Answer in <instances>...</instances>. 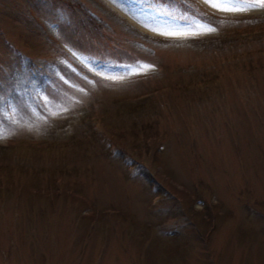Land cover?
Returning a JSON list of instances; mask_svg holds the SVG:
<instances>
[{
	"label": "rangeland",
	"instance_id": "374dc122",
	"mask_svg": "<svg viewBox=\"0 0 264 264\" xmlns=\"http://www.w3.org/2000/svg\"><path fill=\"white\" fill-rule=\"evenodd\" d=\"M189 1L0 0V264H264V0Z\"/></svg>",
	"mask_w": 264,
	"mask_h": 264
},
{
	"label": "trees",
	"instance_id": "16d2710c",
	"mask_svg": "<svg viewBox=\"0 0 264 264\" xmlns=\"http://www.w3.org/2000/svg\"><path fill=\"white\" fill-rule=\"evenodd\" d=\"M167 2L171 3V4L174 3L175 6L180 7L181 9L190 12L191 14L195 15L199 19L204 20L208 23L215 24L219 28H222L223 30H226V31L235 32L236 29H234V28L236 25L239 24L238 22H236L234 20H230L228 22V20H226V19L221 20V19H216L214 17H211V19H210L207 14H205L199 8L195 7L189 0H167ZM67 5L70 7L74 6L70 2H68ZM84 15L86 16V19L88 21L94 23L93 19L91 18V16L89 14L84 12ZM260 22H263V20L262 19H256V18H250V20L247 23H260ZM226 26H231V27L227 28ZM237 28L240 30L239 26H237ZM142 134H144V136H145L146 132H142ZM141 174L145 177H150V179H149L150 184L154 187V189L156 191H161V189L163 187L160 184L161 178L158 177V175L155 176V178H154L153 175H150V173H148L144 170H141ZM163 189H165V188H163Z\"/></svg>",
	"mask_w": 264,
	"mask_h": 264
}]
</instances>
